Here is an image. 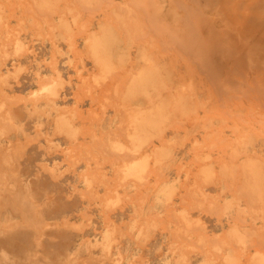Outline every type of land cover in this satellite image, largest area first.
<instances>
[{"label":"rangeland","instance_id":"1","mask_svg":"<svg viewBox=\"0 0 264 264\" xmlns=\"http://www.w3.org/2000/svg\"><path fill=\"white\" fill-rule=\"evenodd\" d=\"M143 1L0 0V264H264V60Z\"/></svg>","mask_w":264,"mask_h":264},{"label":"bare ground","instance_id":"2","mask_svg":"<svg viewBox=\"0 0 264 264\" xmlns=\"http://www.w3.org/2000/svg\"><path fill=\"white\" fill-rule=\"evenodd\" d=\"M147 1H149V2H151V0H146V2ZM181 0H177V6H180V8H183L184 9V11H185V13H186V18L184 19V23H185V34L184 35H182V37L184 38V37H186V41H185V46L188 48V50H187V52L188 53H191V54H193V55H200L199 57H200V59L199 60H203L204 61V63L206 62V61H208L207 59H208V57L210 56V53H211V50H213L214 49V47H213V45H212V42H215L214 41V39H216L215 38V35H216V33L215 32H212V31H202V27H201V24H199V18L200 17H198V15H200V13H199V11H197L196 9H195V6H194V3H193V1L192 2H190V3H186V2H180ZM145 1H143L142 0V3H144ZM149 2H147V5H148V7H149V5L150 4H152L153 6H154V4H153V2H151V3H149ZM202 3H205V5L207 6V7H210L211 8V10H218V11H222L223 9L225 10V13L227 14V15H232V14H237L238 16H242L243 17V19L241 20L242 21V25H241V27L240 28H236V26H235V28H236V30H234V31H236L237 33H239V38H237L236 36V41H235V44H236V48H237V52L239 53V54H241L242 56L241 57H243L244 56V53H249V54H252V55H257L258 57H256V58H260V59H262V60H264V57L262 56V57H260V54L258 53V52H250V51H252L254 48L255 49H258V50H262V51H264V0H247L245 3H243L242 4V6H240L239 4H241V3H239L238 2V0H202ZM201 3V4H202ZM145 4H141V9H144L147 5H145ZM162 5V4H161ZM161 5H159V6H161ZM153 6H151L150 5V7H152L153 8ZM157 6H158V4H157ZM144 7V8H143ZM147 7V9L149 10V8ZM146 9V8H145ZM144 9V10H145ZM154 9H155V6H154V8L153 9H151V10H153V12H154ZM183 9H181V11L183 10ZM143 10V11H144ZM148 10H146V12L148 11ZM150 10V11H151ZM199 10V9H198ZM157 13H158V11L157 10H155ZM145 12V13H146ZM167 12H171V11H167ZM200 12H201V10H200ZM144 13V12H143ZM144 13V14H145ZM152 14V13H151ZM169 14V13H168ZM204 14V13H203ZM202 14V15H203ZM240 14V15H239ZM149 15V14H148ZM153 15H154V17H155V13H153ZM153 15H151V16H153ZM201 15V17L203 18V16ZM151 16H147V22L149 23V21L150 20H152V22H153V19L154 20H156V22L158 23V21H157V19H155L154 17L152 18ZM156 16H157V14H156ZM161 15L159 14V17H160ZM195 16H197V17H195ZM158 17V16H157ZM171 17V16H170ZM149 18V19H148ZM169 19V18H168ZM173 19V18H172ZM207 19V18H206ZM158 20H162V18L160 19H158ZM171 20V19H170ZM202 20V19H201ZM169 21V20H168ZM204 21V20H203ZM208 21V20H207ZM238 21V20H237ZM152 22H150L151 24H152ZM155 22V21H154ZM153 22V23H154ZM156 22H155V24H156ZM163 23V20L162 21H160V23ZM167 22V21H166ZM156 24L155 26L157 27V25H159V28L158 29H160L161 28V26L160 25H162V24ZM200 23H202V22H200ZM211 24H212V21H211ZM165 26H166V28H167V26L169 27V24L168 25H166V23L164 24ZM164 25H162V26H164ZM214 24H212V26H213ZM164 26V27H165ZM204 26V25H203ZM211 26V25H210ZM163 27V28H164ZM206 27V26H205ZM214 27V26H213ZM162 28V29H163ZM202 28V29H201ZM161 29V30H162ZM205 29V28H204ZM208 29H209V27H208ZM214 29V28H213ZM168 31V30H167ZM166 31V32H167ZM161 32V31H160ZM165 32V31H164ZM165 32V33H166ZM170 32V31H169ZM168 36H169V34H167ZM218 35H220V34H218ZM222 35V34H221ZM161 36H163L162 34H161ZM173 36V35H172ZM174 37V40H179V39H182V38H179V39H176V35H174L173 36ZM178 37H179V35H178ZM181 37V36H180ZM220 37H227V39L230 41V39H229V36H220ZM233 37V36H232ZM172 37H170L169 38V40L171 39ZM173 39V38H172ZM171 39V40H172ZM173 40V42H175ZM220 40H221V38H220ZM219 40V41H220ZM224 40V39H223ZM218 41V42H219ZM182 42V41H181ZM221 42V41H220ZM219 42V44H221ZM177 43H179V42H176V43H174L173 45L175 46ZM223 44H224V42H222ZM214 44V43H213ZM180 46H179V48H181L182 47V44L180 43L179 44ZM219 46H222V45H219ZM225 47H226V45H224ZM223 46V48H224V50L221 48V50H222V52H225V53H227L226 52V48ZM184 47V46H183ZM182 49V48H181ZM226 49V50H225ZM217 50H219V49H217ZM184 51V50H183ZM219 52H220V50H219ZM222 52H221V54H222ZM228 53H230V52H228ZM190 54V55H191ZM217 54V53H216ZM224 54V53H223ZM245 54V55H246ZM220 55V54H219ZM225 55V54H224ZM227 55V54H226ZM231 55V54H230ZM248 55V54H247ZM261 55H263L262 53H261ZM208 56V57H207ZM215 56H217V55H215ZM233 56V58H235V59H238V57H234V55L232 54L231 55V57ZM194 57V56H193ZM198 57V58H199ZM222 60H221V63H223L222 61H223V56L221 57V56H219ZM230 57V56H229ZM228 57V58H229ZM231 57H230V59H231ZM212 58H214V57H212ZM225 58H227V56H225ZM224 58V59H225ZM253 58H254V56H253ZM214 59H217V58H214ZM219 59V58H218ZM241 59H243V58H239V60H241ZM257 59V60H258ZM197 60V59H196ZM198 60V61H199ZM212 59H210V61H211ZM225 60H227V59H225ZM224 60V61H225ZM229 60V59H228ZM227 60V61H228ZM239 60H235V62H234V64L236 63V65H237V63H239ZM244 60V59H243ZM243 60H241V61H243ZM192 61H193V59H192ZM203 61H201V63H203ZM215 61V60H214ZM237 61V62H236ZM240 61V62H241ZM246 61V60H245ZM230 62V61H229ZM218 63V62H217ZM220 63V64H221ZM231 63V62H230ZM241 63H243V64H245V66H246V69L248 70V65L246 64L247 62H241ZM208 64V63H207ZM240 64V63H239ZM238 64V65H239ZM242 65V64H241ZM259 65V64H258ZM256 66L257 68L258 67H260V66ZM207 66H210V65H207ZM207 66H206V69H207ZM212 66V65H211ZM224 66H228V65H224ZM230 66H231V64H230ZM243 66V65H242ZM201 67H204V66H201ZM217 67V66H216ZM220 67V66H219ZM244 67V66H243ZM262 67V66H261ZM198 68H200L199 66H198ZM209 68V67H208ZM212 68V67H211ZM210 68V69H211ZM264 68V67H263ZM153 69V68H152ZM203 69V68H202ZM216 70H217V68H215ZM220 69V68H219ZM218 69V70H219ZM228 69V68H227ZM252 69H254V68H252ZM262 69V68H261ZM218 70H217V72H218ZM229 70V69H228ZM206 71V70H205ZM208 71V70H207ZM219 71H222V69H220ZM225 71V70H224ZM232 71V70H231ZM231 71H229V73H231ZM239 71V70H238ZM259 71H260V73H262V72H264V71H262L261 72V70L259 69ZM248 72V71H247ZM253 72H255L254 70H253ZM257 72V74L259 73L258 71H256ZM213 73V72H212ZM236 73V72H235ZM225 74V73H224ZM256 74V75H257ZM208 75V74H207ZM211 75V74H210ZM220 75H221V73H220ZM229 75V74H228ZM260 75V74H259ZM223 76V75H222ZM217 77H219V76H217ZM252 77V76H251ZM211 78V77H210ZM213 78V77H212ZM227 78H229V81L232 79H230V76L229 77H227ZM208 79V78H207ZM218 79V78H217ZM233 80V79H232ZM260 80H264V76H263V78H261ZM229 81H228V84H229ZM215 82V81H214ZM220 82H221V80H220ZM261 82V84H263L264 83V81H259V83ZM218 83V82H217ZM169 85V84H168ZM175 87V85L174 84H171L170 86H171V88L173 87V86ZM205 85V84H204ZM213 85H215L214 83H213ZM56 86V85H55ZM220 86V85H219ZM230 86V85H229ZM173 87V89H175ZM218 87V86H217ZM162 88V87H161ZM161 88H160V90H161ZM167 88H168V86H167ZM166 87H165V91H166V89H167ZM210 88V87H209ZM216 88V87H215ZM221 88V87H220ZM220 88H218L217 89V91H215V92H218V93H216L217 95H218V97H219V90H221ZM163 89V88H162ZM176 89H177V87H176ZM51 90V89H50ZM159 90V89H158ZM164 90V89H163ZM213 90H215V89H213ZM223 90V89H222ZM255 90V89H254ZM256 92H257V94H258V96L260 97V98H258V99H256V100H261V99H263L262 97V93L264 94V87L262 86L260 89L258 88L257 90H255ZM55 92H57V91H55ZM160 92V91H159ZM161 92H162V90H161ZM160 92V93H161ZM171 92H172V90H171ZM186 92V91H185ZM222 92V91H221ZM221 92H220V96H221ZM182 93V92H181ZM140 94V93H139ZM167 94V93H166ZM261 94V95H260ZM177 95H179V94H177ZM167 96V99H168V97H170L168 94L166 95ZM180 96V95H179ZM161 97V96H160ZM162 97H164V96H162ZM175 97V96H174ZM183 97V96H182ZM222 97V96H221ZM176 98V97H175ZM165 99V98H164ZM169 99H171V98H169ZM169 99H168V101H169ZM174 99V98H173ZM151 100V99H150ZM153 100H156V99H153ZM128 101V100H127ZM163 102V100H161L160 99V101L159 102ZM151 102V101H150ZM157 102H158V99H157ZM166 102V101H165ZM182 102H183V100H182ZM206 106V105H205ZM205 110V109H204ZM153 114V113H152ZM195 126H193V128H194ZM147 128V127H146ZM205 129V128H204ZM256 148V150L257 151H259V150H263L264 149V143L262 144V143H258V144H256V146H255ZM218 185H220V184H218ZM215 186V185H214ZM217 187V186H216ZM217 189V188H216ZM215 228H216V226H215Z\"/></svg>","mask_w":264,"mask_h":264}]
</instances>
